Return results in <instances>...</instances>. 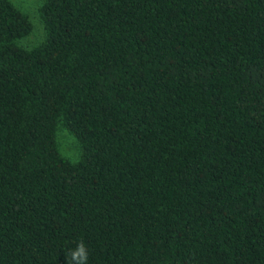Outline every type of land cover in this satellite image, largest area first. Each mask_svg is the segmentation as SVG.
I'll use <instances>...</instances> for the list:
<instances>
[{"label": "trees", "instance_id": "1", "mask_svg": "<svg viewBox=\"0 0 264 264\" xmlns=\"http://www.w3.org/2000/svg\"><path fill=\"white\" fill-rule=\"evenodd\" d=\"M38 15L0 0V264H264V0Z\"/></svg>", "mask_w": 264, "mask_h": 264}, {"label": "rangeland", "instance_id": "2", "mask_svg": "<svg viewBox=\"0 0 264 264\" xmlns=\"http://www.w3.org/2000/svg\"><path fill=\"white\" fill-rule=\"evenodd\" d=\"M41 1L42 0H12L15 6L29 15L33 25L32 32L21 42L25 46H32L38 43L42 38L43 28L38 15V6ZM57 139L59 141L60 151H62L65 156L67 155L70 159H73L75 148L72 145V138L66 131L62 130L58 133Z\"/></svg>", "mask_w": 264, "mask_h": 264}, {"label": "clouds", "instance_id": "3", "mask_svg": "<svg viewBox=\"0 0 264 264\" xmlns=\"http://www.w3.org/2000/svg\"><path fill=\"white\" fill-rule=\"evenodd\" d=\"M67 264H88L89 251L83 240L76 242L74 249H69L66 255Z\"/></svg>", "mask_w": 264, "mask_h": 264}]
</instances>
